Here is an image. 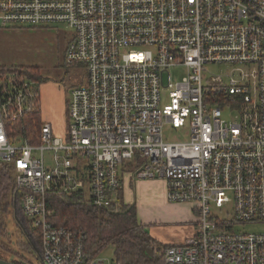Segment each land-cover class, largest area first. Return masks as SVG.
I'll return each instance as SVG.
<instances>
[{"label": "built area", "instance_id": "2783aa9c", "mask_svg": "<svg viewBox=\"0 0 264 264\" xmlns=\"http://www.w3.org/2000/svg\"><path fill=\"white\" fill-rule=\"evenodd\" d=\"M55 24L71 30L65 64L86 70L66 130L55 135L42 120L37 143L13 142L5 120L39 105V88L0 72V161L40 239L39 263L104 264L81 231L51 221L46 196L79 192L109 208L127 171L164 180L169 202L195 204L192 233L165 246L166 263L264 264V232L235 229L264 222V0H0V30L58 33ZM210 63L232 68L206 76ZM179 66L186 73L174 82ZM164 125L188 139L164 140Z\"/></svg>", "mask_w": 264, "mask_h": 264}, {"label": "trees", "instance_id": "16d2710c", "mask_svg": "<svg viewBox=\"0 0 264 264\" xmlns=\"http://www.w3.org/2000/svg\"><path fill=\"white\" fill-rule=\"evenodd\" d=\"M0 72H15L36 85L43 79L38 66L0 65ZM42 124L39 105L15 121L5 120L12 141L23 136L29 143L38 142ZM124 167L128 170L133 168L130 165ZM46 203L52 211L51 221L55 225L81 231L84 249L91 257L111 246L116 264H169L164 260L165 245L153 238L146 226L138 221L135 207L120 202L118 196L109 208L92 206L83 200V194L79 192H48ZM6 215L24 232L29 248L34 253H40V239L36 231L30 230L19 206L12 167L0 161V233L4 232L2 227L5 228ZM12 262L23 264L18 260Z\"/></svg>", "mask_w": 264, "mask_h": 264}, {"label": "rangeland", "instance_id": "374dc122", "mask_svg": "<svg viewBox=\"0 0 264 264\" xmlns=\"http://www.w3.org/2000/svg\"><path fill=\"white\" fill-rule=\"evenodd\" d=\"M58 33L50 30L40 29L38 27L30 29H21V65L38 66L43 79L39 82V92L48 99L59 95V101L62 105L59 119L53 125V133L60 135L67 128L68 115L67 104L70 99L72 88L79 87L86 82V70L82 65H67L64 62V49L71 30L65 24L53 25ZM29 31V32H28ZM26 32V33H25ZM24 33V34H23ZM5 45V44H4ZM10 47V46H9ZM232 68L230 64H207L206 76L224 75ZM173 81H179L186 73L185 68L173 67L169 70ZM167 72L164 74L166 80ZM224 80H227L223 76ZM50 87V92L47 90ZM168 91L161 90V100L166 102ZM62 99V100H61ZM235 113H232V116ZM223 116L228 117V112ZM229 118V117H228ZM230 119V118H229ZM188 129H174L170 125H164L163 138L166 141H179L188 139ZM13 142H17L14 140ZM22 143V141H20ZM19 142V143H20ZM51 151H44L45 164L51 165ZM153 180V179H152ZM230 212L227 206L222 207V214ZM6 225L3 233H0V258L4 260H18L23 264H40V253H34L29 248L26 237L19 230V227L12 221L10 216H5ZM194 217V216H193ZM235 229L244 231L264 232V222L251 223L237 226ZM174 230V229H173ZM164 232V230H162ZM170 233V232H169ZM20 241V242H19ZM20 243V245H19ZM103 260L104 264H116L113 261V249L111 246L103 248L96 256ZM39 258V260H38Z\"/></svg>", "mask_w": 264, "mask_h": 264}, {"label": "crops", "instance_id": "0c3cea01", "mask_svg": "<svg viewBox=\"0 0 264 264\" xmlns=\"http://www.w3.org/2000/svg\"><path fill=\"white\" fill-rule=\"evenodd\" d=\"M0 65L21 66V29L0 30ZM47 90L50 92V87ZM39 94L41 119L49 121L53 128L59 119L63 103L59 101V95L48 99L42 91ZM121 181L122 188L115 198L118 196L120 202L135 207L138 221L146 226L157 241L165 246L177 244L192 233L191 221L195 218V204L169 202L165 195L164 180L136 179L125 171L121 174Z\"/></svg>", "mask_w": 264, "mask_h": 264}, {"label": "water", "instance_id": "95a60500", "mask_svg": "<svg viewBox=\"0 0 264 264\" xmlns=\"http://www.w3.org/2000/svg\"><path fill=\"white\" fill-rule=\"evenodd\" d=\"M0 264H17V263H14L10 260H4V259L0 258Z\"/></svg>", "mask_w": 264, "mask_h": 264}, {"label": "flooded vegetation", "instance_id": "af4514ba", "mask_svg": "<svg viewBox=\"0 0 264 264\" xmlns=\"http://www.w3.org/2000/svg\"><path fill=\"white\" fill-rule=\"evenodd\" d=\"M19 230L21 231V233H22V235L25 237V234H24V232L19 228Z\"/></svg>", "mask_w": 264, "mask_h": 264}]
</instances>
